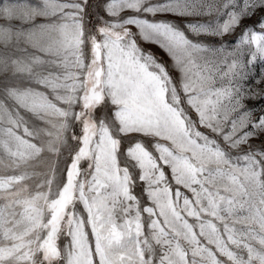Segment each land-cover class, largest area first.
I'll list each match as a JSON object with an SVG mask.
<instances>
[{
    "label": "snow or ice",
    "instance_id": "snow-or-ice-1",
    "mask_svg": "<svg viewBox=\"0 0 264 264\" xmlns=\"http://www.w3.org/2000/svg\"><path fill=\"white\" fill-rule=\"evenodd\" d=\"M0 264H264V0H0Z\"/></svg>",
    "mask_w": 264,
    "mask_h": 264
},
{
    "label": "rangeland",
    "instance_id": "rangeland-1",
    "mask_svg": "<svg viewBox=\"0 0 264 264\" xmlns=\"http://www.w3.org/2000/svg\"><path fill=\"white\" fill-rule=\"evenodd\" d=\"M168 19H170V20H174V21H175V18H174V17H169ZM175 22L179 23V21H175ZM247 23H251V21H247ZM144 47H145L146 49H149V50L153 51V52L156 53L160 58H162L163 60L167 61V59H168L167 56H166L163 52H161L159 49H157L155 46L150 45V44H145ZM254 143L259 144V141H255Z\"/></svg>",
    "mask_w": 264,
    "mask_h": 264
}]
</instances>
